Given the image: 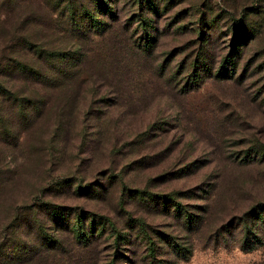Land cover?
I'll list each match as a JSON object with an SVG mask.
<instances>
[{
    "label": "rangeland",
    "instance_id": "374dc122",
    "mask_svg": "<svg viewBox=\"0 0 264 264\" xmlns=\"http://www.w3.org/2000/svg\"><path fill=\"white\" fill-rule=\"evenodd\" d=\"M102 1L115 17H100L98 34L68 27L45 0H0V57L30 62L27 42L81 59L55 87L0 79L39 107L11 130L13 146L0 137V264H108V234L77 246L50 230L43 203L102 217L122 235L128 219L151 237L168 234L190 251L177 260L155 241L168 264H264V232L247 251L238 229L219 232L264 202V0H150L156 16L136 0ZM153 195L170 196L199 226L184 231ZM39 228L62 241L58 253L40 251ZM133 237L116 264H141Z\"/></svg>",
    "mask_w": 264,
    "mask_h": 264
},
{
    "label": "trees",
    "instance_id": "16d2710c",
    "mask_svg": "<svg viewBox=\"0 0 264 264\" xmlns=\"http://www.w3.org/2000/svg\"><path fill=\"white\" fill-rule=\"evenodd\" d=\"M47 4L59 10L62 20L76 31L89 30L92 32H104L105 22L101 21L100 17H115L114 10L104 4L102 0H89L90 4H83L79 0H45ZM173 2V0H166ZM137 11L147 12L152 16H156L158 8L155 3L150 0H136ZM146 19L142 22L143 30L148 28ZM154 31V30H153ZM146 32V31H145ZM143 49L149 51L154 42V37L146 33L142 38ZM22 46L31 52L30 62L25 61L23 53H12L8 56L0 57V79L1 78H18L28 86L38 85L41 88L55 87L59 78L67 79L69 73L75 70L80 64L81 59L76 54L57 52L52 50H42L41 48L32 47L27 42H23ZM202 62V63H201ZM227 60L222 61L220 71L225 73L223 65H227ZM230 64V63H229ZM44 66V67H43ZM199 67L205 68V61L196 62L192 65L193 69ZM220 74V72L218 73ZM191 77V76H189ZM195 75H192L189 81L195 83ZM56 82V83H55ZM38 104L31 96L18 98L16 92L0 81V137L4 136V143L13 146L16 137H12L11 130H17L22 123L27 122L30 114L38 112ZM6 109H11L7 110ZM9 113L7 114V112ZM7 114V115H6ZM8 116V117H7ZM7 118L10 120L8 122ZM3 138V137H2ZM11 138V141L8 139ZM13 140V142H12ZM76 193L80 194L85 191V188L75 187ZM150 202L156 204L157 207L164 210L166 215L171 216L178 222L179 226L186 232H191L199 226L200 218L194 216L182 206L178 205L170 196H150L147 197ZM51 223L52 232L68 233L75 245L80 247L89 246L95 239H99L105 234L110 237V248H112V256L108 264H116V262L127 261L128 258L124 255V247L129 248L133 243L131 238L135 240L137 245L143 244V257L141 264H168L166 260L157 259V244L165 246L172 257L177 260H186L190 251L172 236L161 233L152 232L153 237L147 232L144 224H137L136 221L128 219L127 234L122 235L115 227L106 219L95 215L86 214L84 212H72L69 209L57 205L43 203L38 207ZM135 227L136 231L133 230ZM232 223V222H231ZM221 226L219 232L230 234V230L238 229L239 244L242 250H252L256 245L262 244L261 234L264 232V202L257 203L251 207L243 215L235 219L234 225ZM151 232V231H150ZM37 239L40 251L58 253L62 247V241L53 235L50 236L43 228L37 230L34 235ZM156 241V243H155ZM124 250V251H123ZM128 250V249H127ZM130 252V251H129ZM134 252V251H133ZM130 252V253H133Z\"/></svg>",
    "mask_w": 264,
    "mask_h": 264
}]
</instances>
